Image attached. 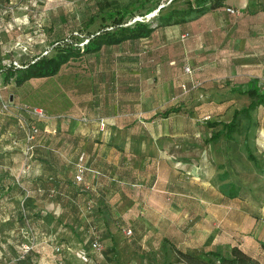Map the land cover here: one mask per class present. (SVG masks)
I'll return each mask as SVG.
<instances>
[{
	"label": "rangeland",
	"instance_id": "1",
	"mask_svg": "<svg viewBox=\"0 0 264 264\" xmlns=\"http://www.w3.org/2000/svg\"><path fill=\"white\" fill-rule=\"evenodd\" d=\"M115 1L134 10L133 0H0V63L48 54L59 38H84L108 22L97 17L87 25L90 16ZM187 1L150 0L142 10H151L145 18L155 24ZM230 1L234 12L191 13L177 25L164 23L165 31L152 37L69 60L52 77L18 87L0 83V172L28 189L0 198V220L15 215L26 199L42 214L21 228L4 227L0 264H25L19 242L30 245V264H175L173 245L197 253L225 252L233 244L264 264L258 242L264 241V130L258 122L264 107L241 121L260 167L247 159L243 134L205 142L221 127L209 128L205 120L227 121L234 108L248 104L226 86L246 78L238 73L240 63L253 64L255 52H264V11L252 6L259 0ZM247 4L252 8L245 11ZM132 18H140L137 11ZM115 100L130 102L134 112L143 109L142 115L112 122L105 112ZM175 106L180 110L156 116ZM33 107L47 117L32 114ZM97 117L107 120L102 131ZM31 126L37 132L28 138ZM80 151L102 173H87L96 188L90 194L71 180ZM48 154L53 166L43 170L39 158ZM48 176H54L50 182ZM40 178L52 184L51 195L35 189Z\"/></svg>",
	"mask_w": 264,
	"mask_h": 264
},
{
	"label": "trees",
	"instance_id": "2",
	"mask_svg": "<svg viewBox=\"0 0 264 264\" xmlns=\"http://www.w3.org/2000/svg\"><path fill=\"white\" fill-rule=\"evenodd\" d=\"M150 0H133L130 5L134 6V10L129 9L128 5H121L117 1L113 2L114 5L108 4L106 9L104 6H99L93 16H90L87 25L92 24L97 17L104 22L108 21L102 26L92 32H88L84 38L73 37L72 40H65V38L56 39L55 45L51 48L50 53H40L26 61H22L19 64H14L11 61L6 63H0V83L7 85L13 83L15 86H21L24 82L33 78H47L56 75L60 68L65 65L69 60L81 57L84 54H95L98 53L104 46L119 45L125 41H134L141 38L148 37L157 27H160L164 23L179 24L185 21L186 17L191 13H200L208 8H215L221 6L224 0H188L185 8H173L165 14L159 17V22L152 24L155 18H151V21L146 20V13L151 10L143 11V7ZM209 2L206 4V2ZM257 3L260 5V9L264 11V2L259 0ZM254 5V4H253ZM135 11L140 18H132L135 15ZM130 18L131 21H128ZM128 21V22H127ZM101 22V23H102ZM81 43V44H80ZM231 92L238 93L249 98V103L240 108H234L231 117L227 121L223 120H205L204 124L209 128H214L217 125H221L220 129L210 132L209 137L205 140L206 143L215 142L219 138V135L223 133L225 140H231L234 133L243 134L242 145L247 153V159L252 161L254 166L260 167L258 158L251 152L247 141V127L241 122L242 118L251 120L249 111L258 108L260 105L264 107V82L260 81L257 77H251L243 83L232 84L230 87ZM180 110L179 106L166 109L163 112H159L156 116L167 117L170 113L177 112ZM106 123H104L103 128ZM97 129L102 131L97 124ZM37 132V131H36ZM35 132V133H36ZM127 139V137H126ZM27 152L31 157L33 150L29 149ZM37 154H44L43 150H35ZM83 152L84 154V165L85 170L83 178L79 182H75L73 174L76 169V163L78 155ZM49 157L39 158L43 162V170L50 169L53 166L52 155L48 154ZM87 154L85 151H80L77 154L76 159L73 162V170L71 174L72 183L75 186H79L83 192L90 194L96 191V188L91 182L86 179L87 173L90 171L95 176L102 175L96 168H90L87 165ZM197 158L189 157L185 158L187 161H194ZM264 175V169H260ZM54 176H48V181L53 179ZM39 183L36 184L35 189L41 192L42 197L51 195L55 190L52 184L45 183L41 178ZM50 182V181H49ZM25 189L10 176L7 171L0 172V198L3 195L11 196L13 193H24ZM234 197V192L229 194ZM32 203L30 199H26L20 208L17 207L15 215L10 216L7 221L2 222L0 220V234L4 235V229L11 227L21 228L24 226L26 220L35 214L36 216H42L39 212L32 211ZM104 214V213H103ZM16 222V223H15ZM15 223V224H14ZM70 229L71 232H75L74 226L70 222L63 223ZM5 227V228H4ZM20 235V232H18ZM21 238V236L19 237ZM261 249L264 253V241L258 240ZM22 242H19L18 248L19 260H22L25 264L27 262L26 252L22 249ZM114 249V243L111 244ZM172 250L175 253V264H183L185 261L187 264H262L258 259L245 252L238 245H230L225 252L218 250H206L201 252H192L188 250H182L176 246H172ZM117 261V260H116ZM27 262V263H26ZM32 264H36L33 262Z\"/></svg>",
	"mask_w": 264,
	"mask_h": 264
},
{
	"label": "crops",
	"instance_id": "3",
	"mask_svg": "<svg viewBox=\"0 0 264 264\" xmlns=\"http://www.w3.org/2000/svg\"><path fill=\"white\" fill-rule=\"evenodd\" d=\"M250 3L251 1L248 0ZM256 1L253 2L254 5L252 6H256ZM236 6L235 4H233V2H231L230 0H224V3L221 5V6H218V7H215L213 10H217L218 13H223L220 11V9H223L226 11V8L229 7V6ZM252 6H249V4H247L244 9H246L245 11H247V9L249 8H252ZM262 10V9H260ZM263 11V10H262ZM216 13V12H215ZM177 25V24H175ZM174 25V26H175ZM178 30L181 31L183 30V28L181 26L178 25ZM162 31H165V29L161 28V27H157L148 37H152L155 33L159 32V33H162ZM255 32H257V30H255ZM147 38V37H145ZM247 61L244 60L243 63H240L238 65V73L239 71L243 72V74L246 75V78L245 79H242L240 81H237V82H231L229 85L226 86L227 88V93H230V94H234V95H237L238 93H235V92H230V87L232 84H237V83H243L245 82L246 80H248L249 78L251 77H257L259 78L260 81H263L264 82V52H255L253 58H252V63L253 64H247L246 63ZM252 65V67H254L253 70H251V73L248 71V68ZM236 66H232V68L236 69L235 68ZM226 69H230V66H227ZM230 70L231 72L234 70ZM117 91L115 90L114 91V94L116 93ZM118 94V93H117ZM117 94H115V98H117ZM238 96H240L238 94ZM243 96V95H241ZM246 99L249 100L248 97L244 96ZM126 103V104H125ZM249 103V101L247 102ZM71 108H69L72 112H76L78 109L75 108L76 106H70ZM79 111H80V108H79ZM77 113V112H76ZM108 114V117L107 119H110L112 122H127L130 117H134L135 115L137 116H140L142 115L143 113V109L139 110V112H134V108L133 106L130 104L127 103V102H117V100H115V102L113 104H111L109 106V108L106 110V112ZM98 118H103L104 122L107 123V120L104 118V117H97ZM258 122L260 123V127H259V130L263 129L264 130V125L262 123H264V118H258ZM185 158L188 157V156H184ZM206 161H210V159L208 158H203L202 159V163H206Z\"/></svg>",
	"mask_w": 264,
	"mask_h": 264
},
{
	"label": "built area",
	"instance_id": "4",
	"mask_svg": "<svg viewBox=\"0 0 264 264\" xmlns=\"http://www.w3.org/2000/svg\"><path fill=\"white\" fill-rule=\"evenodd\" d=\"M227 11L234 12V10L232 8H227ZM181 36L184 37V34H182ZM31 112H32V114H34L38 118H45V117H47V115L45 114V112H43V110L41 108H38V107H33L32 110H31ZM104 123L105 122H104L103 118H99L98 119V125H99V128L100 129L103 128ZM36 131H37V128L35 126H31L30 129H29L28 138L33 137V134ZM84 157L85 156H84L83 152H81L78 155L77 163H76V169H75V172L73 174V179H74L75 182H79L83 178V174H84V170H85ZM25 191L27 192L28 189H25ZM93 246L94 247L97 246V242L96 241H93ZM22 249H23L24 252H27L30 249V245L27 244V243L26 244H23L22 245ZM58 249H59V247L56 248V250H58Z\"/></svg>",
	"mask_w": 264,
	"mask_h": 264
},
{
	"label": "water",
	"instance_id": "5",
	"mask_svg": "<svg viewBox=\"0 0 264 264\" xmlns=\"http://www.w3.org/2000/svg\"><path fill=\"white\" fill-rule=\"evenodd\" d=\"M146 16H150V15L148 14V15H146Z\"/></svg>",
	"mask_w": 264,
	"mask_h": 264
}]
</instances>
